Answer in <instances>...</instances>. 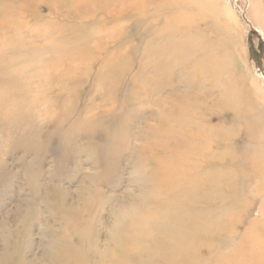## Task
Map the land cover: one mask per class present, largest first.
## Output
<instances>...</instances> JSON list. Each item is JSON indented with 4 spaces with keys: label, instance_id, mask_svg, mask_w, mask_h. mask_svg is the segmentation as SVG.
I'll list each match as a JSON object with an SVG mask.
<instances>
[{
    "label": "rangeland",
    "instance_id": "374dc122",
    "mask_svg": "<svg viewBox=\"0 0 264 264\" xmlns=\"http://www.w3.org/2000/svg\"><path fill=\"white\" fill-rule=\"evenodd\" d=\"M166 42L176 57L149 53ZM0 51V264L186 263L168 262L162 233L173 238L172 227L191 220L189 204L154 211L153 233L135 250L124 249L128 232L113 227L121 205L153 213L164 174L176 188L208 189L207 175L234 167L226 176L233 189L223 187L229 195L202 204L235 205L228 213H237L233 232L200 238L211 248L201 251L209 264L260 217L264 172L250 164L264 161V0H0ZM143 86L177 115L179 97L190 96L201 134H216L210 152L225 159L207 165L203 141L194 139L201 158L181 166L178 141L161 132L168 115L145 100ZM221 86L232 87L223 94L234 106L215 103ZM254 117L261 121L247 125ZM222 216L201 221L213 232Z\"/></svg>",
    "mask_w": 264,
    "mask_h": 264
},
{
    "label": "bare ground",
    "instance_id": "6f19581e",
    "mask_svg": "<svg viewBox=\"0 0 264 264\" xmlns=\"http://www.w3.org/2000/svg\"><path fill=\"white\" fill-rule=\"evenodd\" d=\"M187 5H190L188 2L186 3ZM192 5V4H191ZM190 5V6H191ZM174 29V28H173ZM165 41V40H164ZM168 41V40H167ZM199 43V42H198ZM180 44V43H179ZM158 46V45H157ZM187 46V45H186ZM155 47V46H154ZM184 47V46H182ZM148 48V47H147ZM186 48V47H185ZM199 48V47H198ZM152 49V48H151ZM181 49V47H180ZM148 50V49H147ZM190 50V49H189ZM192 50V49H191ZM16 51V50H15ZM195 51V50H194ZM199 51V50H198ZM208 51V50H207ZM1 52V51H0ZM163 52H166V54H168V52L170 53H173L172 55H174V57L177 56V54H179V52L177 53V50L176 48L173 46L172 42L169 43V42H166L165 45H160L158 47H155L154 49L150 50L149 49V53L151 55H154V56H160ZM210 52V51H209ZM147 53V52H146ZM181 55V54H180ZM198 55V54H197ZM202 55V54H201ZM1 56V55H0ZM162 56V55H161ZM184 56V55H183ZM180 57V56H179ZM178 57V58H179ZM198 57V56H197ZM183 59V57H182ZM178 60V59H177ZM185 60V59H184ZM220 60V59H219ZM194 61V60H193ZM188 62V60H187ZM226 62V61H225ZM196 63V62H195ZM174 64V63H173ZM194 64V63H193ZM192 66H197V65H193ZM197 64V63H196ZM189 65V63H188ZM200 65V64H199ZM198 65V66H199ZM222 65H223V62H222ZM203 65H201L202 67ZM190 68V67H189ZM209 68V66H208ZM213 68V67H212ZM212 68H210V70H212ZM193 69V68H191ZM190 69V70H191ZM199 69V68H198ZM197 69V71H198ZM10 70V69H9ZM194 70V69H193ZM218 70V69H217ZM227 70V69H226ZM221 71V70H220ZM217 72V71H216ZM225 73V72H224ZM224 77V76H223ZM230 77V76H229ZM199 80V79H198ZM148 83V82H147ZM217 83V82H215ZM224 84V83H223ZM222 84V85H223ZM231 84V83H230ZM146 85V84H145ZM199 85V84H198ZM202 85V84H201ZM215 85V84H214ZM220 84H217V86H219ZM233 84H231L232 86ZM145 87L143 89V95H145V100H149L151 105L153 104V106L155 108H157V110H159V116H165V115H168L167 119H170L169 116L171 117H174L175 121H169L167 122V119L166 118H163L165 119L166 121L162 120L161 118V123L163 124V128L164 126H168L167 128H165L164 130H160L164 135L166 136H169V135H172V137L174 138V141H178V144L176 143V145H174V149H178V150H175L176 153H178V155L176 153H174V158L175 160L181 165V166H187V165H191L189 164V159H192V157H195L196 159H199L201 158L200 157V151L201 149L199 150V148L195 149V146L193 144V142H196V141H200L201 140L203 141V147L205 152H203L205 154V160L209 159L208 160V164H210V161L214 160L216 157H217V160L218 161H221L223 159H225V153H220V154H214V153H211L210 152V149H209V143L211 144L212 142H214L212 139V136L210 137V135H213L215 134V132L211 129V130H204L206 131V134H201L203 132V129L199 127V124H195L197 121H202L201 119V116L200 114H202L200 111L198 113H196V117L194 116L195 113L192 114V110L190 112V110H188V107L187 105L185 104V100L187 98H189L190 100L192 98L189 97H185V99L181 96L179 97L180 101H182V103L180 104L179 107V112H178V115L177 114H173V109L172 108H165L163 106H166V103L167 102H162V101H158V100H155V99H150L152 98L151 95H149V91H147L146 89V86H143ZM221 90H222V93L220 94L221 97H219V99L215 102V103H218L220 105H222V107L224 106V108H228V106H234L233 104H231L232 102L229 101V96L227 94H223V92L226 90L225 87L221 86ZM229 90H226V92H228L229 94V91L230 89H232V87L228 88ZM234 89V87H233ZM219 91V90H218ZM212 92V91H210ZM232 92V91H230ZM242 92V91H241ZM208 93V92H207ZM176 94V93H175ZM232 94V93H231ZM236 94V93H234ZM172 95V94H171ZM214 95V94H213ZM209 96V95H208ZM232 96V95H231ZM230 96V98H231ZM176 98L174 99H178V96H175ZM236 98V97H235ZM244 98V97H243ZM178 99V100H179ZM239 99V98H237ZM171 100L170 98L168 99V101ZM236 100V99H235ZM242 100V99H240ZM235 102V101H234ZM238 102V101H237ZM236 103V102H235ZM200 106V105H199ZM245 106V105H244ZM243 106V107H244ZM236 107V106H235ZM240 107V106H239ZM242 107V106H241ZM164 108V109H163ZM237 109V108H236ZM235 110V109H234ZM239 110V109H238ZM205 112H209V108L208 106L206 105L205 107ZM162 113V114H160ZM203 113H204V110H203ZM237 113V112H236ZM154 115V114H153ZM156 115V114H155ZM157 115V116H158ZM198 116V118H197ZM199 116H200V119H199ZM155 117V116H153ZM166 117V116H165ZM223 117V116H222ZM152 118V117H151ZM157 118V117H156ZM261 120L258 119V118H253V120H249L247 121V125L251 124H254V125H257ZM159 122V121H158ZM150 122H148L149 124ZM147 124V125H148ZM189 124L193 125V129H190L189 128ZM91 125V124H90ZM213 125V124H212ZM227 125V124H226ZM224 126V125H223ZM228 126V125H227ZM218 127H221V126H218ZM87 128V127H86ZM89 128V126H88ZM87 128V129H88ZM153 128V127H152ZM151 128V129H152ZM160 128H161V125H160ZM146 129V128H145ZM216 131H217V128H215ZM146 131V130H145ZM148 131V130H147ZM150 131V130H149ZM152 131V130H151ZM221 131H222V128H221ZM261 131V130H260ZM260 131H255L254 132V135H257L260 133ZM160 133V132H159ZM158 133V134H159ZM219 133V132H218ZM157 134V135H158ZM150 135V134H149ZM154 135V134H153ZM216 135V134H215ZM218 135V134H217ZM219 136V135H218ZM221 136V135H220ZM223 136V134H222ZM206 138V139H205ZM215 138V137H214ZM222 138V137H221ZM150 139V138H149ZM194 139H197L196 141H193ZM218 139V138H217ZM151 140V139H150ZM153 141V140H152ZM220 141V140H219ZM216 143V141H215ZM172 144V143H171ZM216 146V145H215ZM159 147V146H158ZM218 147V146H217ZM220 148V147H219ZM225 149V148H224ZM157 150V149H156ZM159 151V150H158ZM161 151V150H160ZM171 151V149H170ZM173 151V150H172ZM203 151V150H202ZM214 151V150H213ZM264 151V149H263ZM162 152V151H161ZM168 152V151H167ZM220 152V151H219ZM262 152V151H260ZM173 153V152H172ZM217 153V152H216ZM161 154V153H160ZM149 155V154H148ZM234 155V154H233ZM219 156V157H218ZM234 157V156H233ZM257 159V158H256ZM151 160V159H150ZM174 161V162H176ZM151 162V161H150ZM200 162V161H199ZM233 162L235 163L234 159H233ZM196 163V162H195ZM206 163V162H205ZM232 163V162H231ZM153 164V162L151 163ZM157 164V163H156ZM176 164V163H175ZM233 164V163H232ZM177 165V164H176ZM215 165V164H214ZM204 166V165H203ZM210 166V165H209ZM209 166H207L209 168ZM212 166V165H211ZM228 167H220L218 169L217 167V170L216 172H214L212 175H207L206 176V183H207V186L208 184L210 186H208L209 188L208 189H203V188H194L192 190H190V188H185L183 186H180L179 188H176L175 186L173 185H170V180L168 183H166V174L163 175L162 179L160 180L159 184L160 183H165V190L163 192H159L158 190V199H162L161 202L159 204H154V207L152 208L153 209V213L152 212H148L149 214H146V213H142L140 214L139 212V209L137 208H132V209H129L128 207H126L125 205H121L120 206V209L117 213V218L115 219L114 221V224L115 226L114 227V230H119L118 228H120L121 230H123L124 232H128V236L129 238L128 239H125L126 241H124L123 243V246H124V249H127V250H135L137 249L138 247H142L144 246L146 243H147V240H148V236L150 233H153V226H155L153 223H154V220L156 218L155 216V212L157 211H161V212H165L167 211L166 208H168V206H175L176 209H178V211H181L183 210L181 208L182 206V203L183 204H186V206L189 204V211L192 212L191 216H190V219L191 220H187V223L184 224V226H173L172 227V230H171V233L173 234V238L171 237H168L167 235L163 234V240H164V249L165 251H168V255H167V258H168V262H171L173 261V259L175 261H180L181 258H184L185 260L188 259V261H186V263H182V264H209L207 263V260L208 258L210 257V255L207 256H201V251L203 250V247H204V250L203 252L205 251H209L208 249H211V248H208V245L205 244L204 240L202 242V239H200L201 237H204V236H207L209 235V232H211L212 234L216 232V230H229L230 232H233L232 231V228H233V224H235V221H234V218L237 217V213L235 212L234 214H229L228 212H230L231 209H234V206H224V207H217L216 204L215 206L217 208H213L211 209L208 208V207H204L202 208V206H206V204H210V202L212 201H216L218 199H222L223 198V187H225L226 189H233L232 187V183L231 182H226V176H227V179L230 178V175L228 176V174H233V166L231 165H227ZM251 168L252 169H257L259 171H262L264 172V161L262 160H255V162H251L250 164ZM191 167V166H190ZM198 167V166H196ZM212 168V167H210ZM224 168V169H223ZM244 168V167H243ZM247 168V167H246ZM155 170V169H154ZM203 170V169H202ZM205 170V169H204ZM203 170V171H204ZM235 170V169H234ZM243 170V169H242ZM191 171V170H190ZM208 171V170H206ZM188 172V171H187ZM211 172V171H210ZM208 173V172H207ZM171 174L174 175V179L177 180V178H180V175H179V171L177 168H174V169H171ZM196 174V173H194ZM193 174V176H194ZM200 174V173H199ZM206 174V173H205ZM204 176V173L202 174ZM202 176V177H203ZM236 176V175H235ZM196 178V177H195ZM194 178V179H195ZM237 178V177H236ZM243 178V177H242ZM201 179V178H200ZM235 179V177H234ZM196 180H199V179H196ZM223 180H225L224 182H222ZM236 181V179H235ZM201 182V181H200ZM234 182V180H233ZM100 183V182H99ZM192 184V183H191ZM195 185V183H193ZM197 184V183H196ZM101 185V184H100ZM99 185V186H100ZM199 185V184H198ZM157 184H154V187L157 188ZM177 186V185H176ZM195 187V186H194ZM232 187V188H231ZM207 188V187H206ZM177 189L179 190H183L185 189L184 191V196H180L181 198H183L181 200V198H178L176 197L175 199H171L169 196L172 195L175 197V193L177 191ZM203 189V190H202ZM236 189V187H235ZM157 191V190H156ZM237 192V191H236ZM233 193H234V190H233ZM224 194H227L229 195V193H225ZM232 194V193H231ZM230 194V195H231ZM237 194V193H236ZM235 194V195H236ZM247 194V193H246ZM249 194H251L249 192ZM254 194V193H253ZM263 194V193H261ZM169 195V196H168ZM226 195V196H227ZM225 196V197H226ZM239 196V195H238ZM243 196V195H242ZM246 196V195H245ZM248 196V195H247ZM255 196V195H254ZM233 197V196H232ZM170 198V199H169ZM235 198V197H234ZM248 198V197H247ZM246 198V199H247ZM157 199V200H158ZM232 199V198H231ZM242 199V198H241ZM241 199H237V200H234L233 199V203H238V202H245V200H241ZM225 200V199H223ZM154 201V200H153ZM238 201V202H236ZM264 201V199H263ZM172 202V203H171ZM232 202V201H231ZM203 204V205H202ZM231 205V203H229ZM228 204V205H229ZM213 207V205H212ZM236 207V206H235ZM184 208V207H183ZM208 209V210H207ZM236 209V208H235ZM187 210V209H186ZM193 210H198L199 212H194ZM224 210V212H223ZM229 210V211H228ZM155 211V212H154ZM216 213V214H221L224 216H222V218H219L218 220H215L216 221V227L214 228L215 230L212 232V231H208V228H209V225H204V223L201 221V220H212L214 219L213 217L211 218H208V216L212 213ZM234 212V210H233ZM177 213V210L176 212ZM194 213V215H193ZM232 213V212H231ZM181 214V213H180ZM260 217H258L242 234V238H241V241H240V244L239 245H235L233 246L232 249H230L226 254H221V255H218L216 258L214 257H211V258H214V260L212 261L211 264H264V230H263V226H264V207L263 209L260 210ZM214 217H215V214H214ZM214 221V220H213ZM84 222V221H83ZM210 222V221H209ZM183 223V222H182ZM85 224V223H84ZM113 224V225H114ZM209 224V223H208ZM211 225V224H210ZM208 226V227H207ZM74 229V228H73ZM212 229V228H211ZM226 230V232H227ZM73 231V230H72ZM75 232V231H74ZM72 233V232H71ZM77 234V233H76ZM116 234V233H115ZM229 234V233H228ZM231 234V233H230ZM72 235V234H71ZM120 235L122 234H119L117 237H116V240L117 239H120ZM216 235V233H215ZM235 235V234H234ZM68 236V234H67ZM221 236V235H220ZM219 236V237H220ZM232 236V235H231ZM230 236V237H231ZM82 237V236H81ZM211 238V237H210ZM209 238V239H210ZM218 238V237H217ZM68 239V238H66ZM205 239V238H203ZM213 239V238H212ZM208 240V239H207ZM236 240V239H235ZM262 240V241H261ZM66 241V240H65ZM212 240H210L211 242ZM83 242V241H82ZM234 242V241H233ZM218 243V242H217ZM76 244V243H75ZM84 243H82L81 245H83ZM68 245V244H67ZM80 245V244H79ZM234 245V244H233ZM244 246L245 249H242ZM68 247V246H67ZM73 247V245H72ZM71 247V248H72ZM74 248V247H73ZM78 248V247H76ZM74 248V249H76ZM170 249V250H169ZM67 250V249H66ZM79 250V249H78ZM123 250V249H122ZM62 251V250H61ZM211 251V250H210ZM209 251V252H210ZM133 252V251H132ZM135 252V251H134ZM208 252V253H209ZM212 252V251H211ZM81 253V251L79 252ZM130 253V252H129ZM137 254V251L135 252ZM218 253V252H217ZM211 254V253H209ZM219 254V253H218ZM74 255V254H73ZM76 255V254H75ZM81 255V254H80ZM133 255V253L131 254ZM139 254H137L138 256ZM141 255V254H140ZM207 255V254H206ZM110 256V255H109ZM136 256V255H135ZM214 256V255H213ZM129 257V256H128ZM78 258V256H77ZM132 258V257H131ZM135 258V257H134ZM82 259V258H81ZM110 259L113 261L114 260V257H110ZM126 259V258H125ZM130 258H128L129 260ZM137 259V258H136ZM142 259V258H141ZM86 260V259H85ZM90 260V259H89ZM119 260V258L117 259ZM66 261V260H65ZM127 261V260H126ZM210 261V260H209ZM91 262V260H90ZM108 262V261H107ZM119 262V261H118ZM123 262V261H122ZM75 263V262H74ZM87 263V262H86ZM141 263V262H140ZM180 263V264H181ZM131 264V263H130ZM170 264V263H169ZM172 264V263H171ZM176 264V263H175Z\"/></svg>",
    "mask_w": 264,
    "mask_h": 264
}]
</instances>
